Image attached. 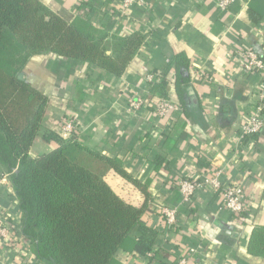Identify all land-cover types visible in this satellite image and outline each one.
<instances>
[{"label": "crops", "instance_id": "1", "mask_svg": "<svg viewBox=\"0 0 264 264\" xmlns=\"http://www.w3.org/2000/svg\"><path fill=\"white\" fill-rule=\"evenodd\" d=\"M39 1L69 22L86 19L107 40L145 37L122 77L52 55L34 57L23 76L49 99L48 128L63 135L64 123L76 119L82 144L122 158L131 177L146 185L156 204L143 220L158 233L154 254L148 257L156 254L157 261L167 264H178L183 257L188 264H264V257L248 248L252 232L264 227V127L258 136L238 142L262 80L258 72H245L240 61L248 47L264 57V0H236L227 11L217 7V0H146L129 17L116 10L120 0ZM179 55L188 62L182 97L177 91ZM155 72L164 76L167 98L181 104L167 136L164 123L152 115L153 100L143 116L127 110L131 93L144 92L145 75ZM57 146L38 138L30 155L37 158ZM219 170L224 183L245 188L248 207L241 216L225 210L211 188L198 190L188 203L182 201L181 181L198 182ZM105 180L127 202L144 203L145 194L117 172H109ZM11 190L7 185L1 190L0 204L15 217L18 201ZM168 209L177 210L172 228L166 222ZM15 227L27 256L0 245V264L35 259ZM118 259L122 264L148 263L128 251L119 252Z\"/></svg>", "mask_w": 264, "mask_h": 264}, {"label": "trees", "instance_id": "2", "mask_svg": "<svg viewBox=\"0 0 264 264\" xmlns=\"http://www.w3.org/2000/svg\"><path fill=\"white\" fill-rule=\"evenodd\" d=\"M144 40L141 34L107 40L86 19L69 22L39 0H0V172L10 176L18 201V214L7 220L19 226L35 255L27 264H122L121 251L146 257L147 264H167L157 261L156 254L148 257L158 233L143 220L156 204L146 185L131 177L122 158L87 147L77 133H63L65 137L48 128L49 99L23 76L34 57L52 55L122 77ZM176 61L182 97L188 62L182 55ZM155 76L150 91L167 98L164 76ZM144 85H150L146 75ZM38 138L58 146L32 158ZM111 171L145 194L141 206L112 189L105 180ZM248 248L264 257V227L252 232Z\"/></svg>", "mask_w": 264, "mask_h": 264}, {"label": "built area", "instance_id": "3", "mask_svg": "<svg viewBox=\"0 0 264 264\" xmlns=\"http://www.w3.org/2000/svg\"><path fill=\"white\" fill-rule=\"evenodd\" d=\"M235 2L236 0H217V7L221 11H227ZM144 6H146V0H120L116 10L121 16L129 17L134 7ZM240 62L245 72H258L262 79L258 85V102L252 108L251 115L240 131L238 142L241 144L246 138L258 136L264 127V57L259 55L253 47H248L245 49ZM155 79V73L146 75V81L150 85L144 88V92L136 90L131 93L132 96H130L127 110L133 116H143L151 104L149 102L155 100L152 115L155 119L164 123L165 131H170L181 114V107L168 98L159 97L157 92L150 91V86L152 87L156 83ZM63 130L70 134L77 133L80 128L76 119L72 118L64 123ZM5 185L13 190L10 176L0 172V196L1 190L4 189ZM205 188H211L218 193L221 206L232 214L241 216L247 210V194L244 186L236 182L224 183L222 171L220 170L212 175L204 176L198 182L192 180L181 181L178 185V192L182 201L188 203L195 197L198 190ZM9 215L11 214L4 210L0 204V245L14 255L19 257L27 256V253L20 249L22 244L21 237L15 231V227L7 220ZM165 215L168 228L174 227L177 222V210L168 209L165 211ZM178 264H188V260L183 257Z\"/></svg>", "mask_w": 264, "mask_h": 264}, {"label": "rangeland", "instance_id": "4", "mask_svg": "<svg viewBox=\"0 0 264 264\" xmlns=\"http://www.w3.org/2000/svg\"><path fill=\"white\" fill-rule=\"evenodd\" d=\"M130 96H132V95H130ZM129 99H130V97H129ZM129 99H128V102H129ZM80 136H81V135H80ZM80 136H79V137H80Z\"/></svg>", "mask_w": 264, "mask_h": 264}]
</instances>
